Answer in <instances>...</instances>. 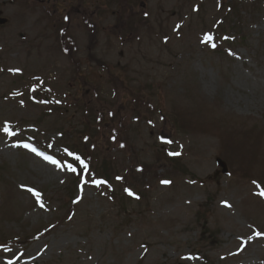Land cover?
I'll return each instance as SVG.
<instances>
[{
    "label": "rangeland",
    "instance_id": "obj_1",
    "mask_svg": "<svg viewBox=\"0 0 264 264\" xmlns=\"http://www.w3.org/2000/svg\"><path fill=\"white\" fill-rule=\"evenodd\" d=\"M60 10L0 0V264H264V0Z\"/></svg>",
    "mask_w": 264,
    "mask_h": 264
},
{
    "label": "flooded vegetation",
    "instance_id": "obj_2",
    "mask_svg": "<svg viewBox=\"0 0 264 264\" xmlns=\"http://www.w3.org/2000/svg\"><path fill=\"white\" fill-rule=\"evenodd\" d=\"M17 2L24 3L29 7H41L43 9V12H51L53 14V17L56 16L58 20L59 14L60 17H62V12L60 10V8L62 7V0H9V3Z\"/></svg>",
    "mask_w": 264,
    "mask_h": 264
},
{
    "label": "snow or ice",
    "instance_id": "obj_3",
    "mask_svg": "<svg viewBox=\"0 0 264 264\" xmlns=\"http://www.w3.org/2000/svg\"><path fill=\"white\" fill-rule=\"evenodd\" d=\"M206 39H211V37H206ZM213 47H214V45H213ZM5 131H7V129H5ZM69 155H71V153H69ZM170 155H174V153H170ZM46 159H51V158L46 157ZM74 159H76L77 161L80 160V158H79L78 156L74 157ZM52 162H53V163H56L55 161H52ZM80 163H81V166H82V167H84L85 169L87 168V165L84 164L82 161H80ZM68 168H69L70 170H72V171H75V169L72 168L71 165H68ZM96 183H97V184H102V183H104V181H97ZM163 183H168V182H167V181H163ZM28 191H29V192H32V194L35 195V196L38 198V202H39V196H40V193L35 192L33 189H28ZM131 194H132V193L129 192V195H131ZM260 194H261L262 196H264V192H262V193H260ZM41 207H43L42 204H41Z\"/></svg>",
    "mask_w": 264,
    "mask_h": 264
},
{
    "label": "water",
    "instance_id": "obj_4",
    "mask_svg": "<svg viewBox=\"0 0 264 264\" xmlns=\"http://www.w3.org/2000/svg\"><path fill=\"white\" fill-rule=\"evenodd\" d=\"M6 23V20L4 19H0V25H4ZM217 165L220 166L222 168V172L226 173V166L223 162H221L220 160L216 161Z\"/></svg>",
    "mask_w": 264,
    "mask_h": 264
}]
</instances>
